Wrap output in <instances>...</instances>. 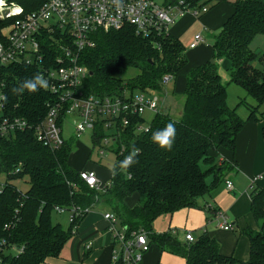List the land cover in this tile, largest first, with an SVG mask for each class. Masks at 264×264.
Returning a JSON list of instances; mask_svg holds the SVG:
<instances>
[{"label": "trees", "instance_id": "trees-1", "mask_svg": "<svg viewBox=\"0 0 264 264\" xmlns=\"http://www.w3.org/2000/svg\"><path fill=\"white\" fill-rule=\"evenodd\" d=\"M7 1L26 13L38 9L46 0ZM190 1L192 4L201 1L209 9L229 4L232 12L214 36L212 57L185 72L180 117L158 111L147 131L124 130L119 142L113 145L117 157L107 184L90 187L81 179L78 171L82 168L77 170L69 163L72 151L69 140L59 149H49L36 140L31 129L0 137V175H4L0 183V240L22 247L19 254L5 256L3 264H41L48 257H59L64 245L77 233L81 219L97 207L113 213L126 235L145 232L149 244L182 256L185 264H264V189L260 187L250 191L251 211L260 225L258 229L244 230L250 244L245 261L222 254L219 242L207 231L188 242L175 238L172 231L152 230L154 220L161 214L195 206L196 199L218 181L208 183L207 176L219 175L229 165L225 160L218 162L213 152L220 148L234 150L236 136L244 124L264 119V66L253 64L256 60L263 62L264 54L259 57L249 47L257 34L264 33V0ZM14 18L0 20V29ZM92 38L94 46L83 49L78 58V63L88 70L82 84L85 94L104 96L126 90L162 95L164 77L169 76L175 85L188 62L182 42L171 32L147 38L126 25L117 30H97ZM220 59L228 63L229 82L242 87L255 101L245 118L238 115L237 107L227 105ZM129 70H135V74L125 77ZM36 73V66L0 65L6 97L2 115L30 121L45 115L46 101L54 97L50 91L41 88L22 94L13 91ZM169 122L175 124L177 132L172 148L165 150L152 143L151 135ZM96 129L93 144H99L105 135L100 125ZM262 137L264 140V126ZM134 149L139 150L136 163L127 169L119 167L120 161ZM91 153L92 149L86 159ZM83 169L95 171L90 167ZM23 177L29 182L26 191L12 183ZM133 194L138 196V202L129 206L126 199ZM55 206L79 212L64 228L52 221ZM208 208L213 214L216 212Z\"/></svg>", "mask_w": 264, "mask_h": 264}, {"label": "built area", "instance_id": "built-area-1", "mask_svg": "<svg viewBox=\"0 0 264 264\" xmlns=\"http://www.w3.org/2000/svg\"><path fill=\"white\" fill-rule=\"evenodd\" d=\"M208 9L209 5L201 1L192 4L190 0H163L162 3L157 0H46L38 9L25 13L20 6L0 0V20L15 17L0 29V65L36 66V75L42 76L48 84L41 89L54 95L46 101V113L37 121L2 115L5 99L0 100V137L16 130L31 129L38 142L49 149H59L68 141L63 136V122L72 117L77 136L89 131L92 139L100 125L105 135L99 144L92 141V152L101 159L113 152L116 159L113 145L119 142L122 132L126 129L147 131L149 126L142 127L144 112L162 111L159 110L161 94L126 90L104 96L85 94L82 84L88 70L78 63L80 52L94 46L92 34L97 30H117L129 25L137 34L152 38L169 32L172 23L184 12L200 15ZM200 40L201 34H195L189 46L195 47ZM169 79L165 76L163 82ZM4 89L5 83L0 79L2 97H5ZM78 172L90 187L103 186L94 170L82 168ZM263 177L264 173L251 177L250 187ZM3 181L4 175H0V183ZM225 183L228 190L232 189L230 180ZM54 211L68 212L69 222L79 212L59 206H55ZM219 217L218 226L231 230L232 224L223 215ZM103 218L109 222L114 241L119 243V248L113 251L112 262L139 264L148 242L145 232H133L128 236L122 227L117 228L112 213L105 212ZM183 239L192 242L195 237L185 231ZM20 252L22 247L0 240V264L4 263L5 256Z\"/></svg>", "mask_w": 264, "mask_h": 264}, {"label": "crops", "instance_id": "crops-1", "mask_svg": "<svg viewBox=\"0 0 264 264\" xmlns=\"http://www.w3.org/2000/svg\"><path fill=\"white\" fill-rule=\"evenodd\" d=\"M231 12L232 7L225 3L215 5L200 15L186 11L170 26L169 32L179 38L181 42H183L182 38L191 29L193 30L186 44L188 47H184L188 60L186 68L178 74L175 85H173L176 95L182 96L185 83L184 75L187 69L212 57V45L207 41V31L210 32L208 35L214 39V32L219 31ZM197 33L201 34L202 40L195 47H190L189 45ZM218 65L223 73L226 72L225 75L229 79L227 61L220 59ZM220 74L222 77L221 71ZM263 126L264 119L259 122L245 123L236 136L234 150L220 148L213 152L212 155L218 162L225 160L229 164L219 175L209 174L207 176L208 183L218 179L215 185L205 195L196 199L195 206L164 214V218L160 221V224H164V226H160L156 230L154 229L155 219L152 230L156 233L172 231L175 238L181 241H184L183 232L185 231L191 232L195 238L202 231H207L211 238L219 242L222 254L242 261L247 260L250 244L244 230L258 229L260 225V221L254 218L251 211L250 191L255 187L264 189V177L254 182L253 187H250V179L256 174L264 173ZM74 151H71L70 156ZM69 163L71 164L70 158ZM71 166L77 170L83 168V166L76 168L72 164ZM94 169L101 185L107 184L112 171L108 181L105 182L99 177V172L105 169L102 167H94ZM228 180L232 182L230 190L226 188L225 182ZM12 183L21 191H26L29 187L27 177L13 180ZM126 201L129 206H133L138 202V196L133 194ZM208 207L215 209L216 212L213 214ZM105 212L108 211L96 209L87 212L78 224L77 233L73 236L74 240L69 248L66 249V254L62 249L59 257H48L41 264H112V254L119 248V243L114 241L109 222L103 218ZM219 215H223L232 224L231 230H225L218 226ZM86 252L88 254L84 256ZM139 264H185V259L180 255L161 251L155 245L149 244L144 249Z\"/></svg>", "mask_w": 264, "mask_h": 264}, {"label": "rangeland", "instance_id": "rangeland-1", "mask_svg": "<svg viewBox=\"0 0 264 264\" xmlns=\"http://www.w3.org/2000/svg\"><path fill=\"white\" fill-rule=\"evenodd\" d=\"M159 3H162L163 0H157ZM193 32L191 29L183 38H182V43L184 47H188L187 42L190 39V35ZM217 32H214L213 35H216ZM210 32L208 33L207 31V41L212 45L213 42V37L209 36ZM203 35H205L203 33ZM253 51L257 52L259 57L263 56L264 54V33L257 34L251 41L250 46H249ZM257 67H263L264 66V61L260 62L256 60L253 63ZM220 70V69H219ZM222 80L224 83H226V89H227V105L230 108L237 107V113L240 117L245 118L248 115L249 112V107L250 105L255 104V101L252 99L251 96H249L246 91L240 87L239 85L228 82V78L226 77L225 73H223L222 70ZM135 74V70H129L126 74L125 77H130L131 75ZM175 92V88L173 87V80L169 79L166 82L165 85V91L164 93L160 96L162 99L159 102V110H162L166 113H169L172 117L174 118H179L181 115L182 107H183V102H184V96L182 95H174L172 93ZM155 113L150 112V111H145L143 114L144 122L142 123L143 128H147L151 120L153 118ZM63 136L64 138L68 139L72 145V150L74 151L75 148L76 150L73 152L72 156H70L71 164L75 166L76 168H79L81 166L83 167H90L94 168V166L98 165L105 170H101L99 172V177L107 182L109 179L110 172L113 169V166L115 164V155L113 152H110L107 156L104 158H98L95 152H92L90 157L86 159L89 150L92 149V139L90 138V132L86 131L80 134V136L76 135V132L74 131L73 128V120L72 117H67L65 121L63 122ZM3 179V178H1ZM208 180V178H207ZM26 187V186H24ZM105 210L102 209L101 207H97V210ZM96 210V209H94ZM93 211V210H91ZM109 212V211H108ZM111 213V212H110ZM113 214V213H112ZM164 214H161L158 218H156L154 222V229L156 230L160 226H164V224H160V221L164 218ZM117 220V218H116ZM52 221L54 223L59 222L64 228H66L69 225V213L64 212V213H58L56 211L53 212L52 214ZM159 224V226H158ZM117 228H120V224L117 220L116 223ZM73 237L64 245L63 247V252L66 254V249L69 248L71 243L73 242Z\"/></svg>", "mask_w": 264, "mask_h": 264}, {"label": "clouds", "instance_id": "clouds-1", "mask_svg": "<svg viewBox=\"0 0 264 264\" xmlns=\"http://www.w3.org/2000/svg\"><path fill=\"white\" fill-rule=\"evenodd\" d=\"M47 81L40 75H36L31 79L24 80L18 87L14 88L13 91L16 93L22 94L25 90L29 92H35L38 88H47ZM6 99V97L0 96V100ZM176 126L174 123L169 122L163 128L157 129L151 135V141L159 148L170 150L176 139ZM138 149H134L129 155L120 161L119 167L121 168H130L133 164L136 163V153ZM115 174V170H113Z\"/></svg>", "mask_w": 264, "mask_h": 264}]
</instances>
